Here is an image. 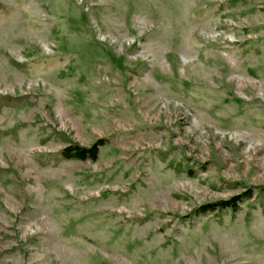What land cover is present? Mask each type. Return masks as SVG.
I'll use <instances>...</instances> for the list:
<instances>
[{
	"label": "rangeland",
	"instance_id": "rangeland-1",
	"mask_svg": "<svg viewBox=\"0 0 264 264\" xmlns=\"http://www.w3.org/2000/svg\"><path fill=\"white\" fill-rule=\"evenodd\" d=\"M0 264H264V0H0Z\"/></svg>",
	"mask_w": 264,
	"mask_h": 264
},
{
	"label": "trees",
	"instance_id": "trees-1",
	"mask_svg": "<svg viewBox=\"0 0 264 264\" xmlns=\"http://www.w3.org/2000/svg\"><path fill=\"white\" fill-rule=\"evenodd\" d=\"M105 145V140L100 139L88 148L80 147L79 145H72L65 148L62 151V157L66 160H79V161H96L98 157L99 149ZM250 192H247L241 196H236L228 200L219 201L217 203L203 205L198 208L199 212H212L215 210L230 209L235 211L237 205L244 198H249Z\"/></svg>",
	"mask_w": 264,
	"mask_h": 264
}]
</instances>
